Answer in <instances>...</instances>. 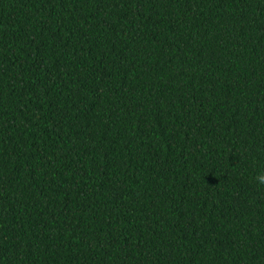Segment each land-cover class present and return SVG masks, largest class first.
<instances>
[{"label":"trees","instance_id":"16d2710c","mask_svg":"<svg viewBox=\"0 0 264 264\" xmlns=\"http://www.w3.org/2000/svg\"><path fill=\"white\" fill-rule=\"evenodd\" d=\"M264 0H0V264H264Z\"/></svg>","mask_w":264,"mask_h":264},{"label":"clouds","instance_id":"9594fccd","mask_svg":"<svg viewBox=\"0 0 264 264\" xmlns=\"http://www.w3.org/2000/svg\"><path fill=\"white\" fill-rule=\"evenodd\" d=\"M256 180L259 184H262L264 185V173H261L259 174L257 177H256Z\"/></svg>","mask_w":264,"mask_h":264}]
</instances>
